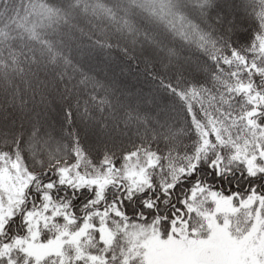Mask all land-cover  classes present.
I'll list each match as a JSON object with an SVG mask.
<instances>
[{
	"label": "snow or ice",
	"instance_id": "obj_1",
	"mask_svg": "<svg viewBox=\"0 0 264 264\" xmlns=\"http://www.w3.org/2000/svg\"><path fill=\"white\" fill-rule=\"evenodd\" d=\"M0 264H264V0H0Z\"/></svg>",
	"mask_w": 264,
	"mask_h": 264
}]
</instances>
